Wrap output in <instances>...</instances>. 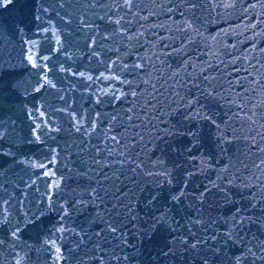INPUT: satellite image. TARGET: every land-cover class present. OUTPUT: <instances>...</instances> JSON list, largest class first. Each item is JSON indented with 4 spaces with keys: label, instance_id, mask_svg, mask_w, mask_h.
<instances>
[{
    "label": "water",
    "instance_id": "1",
    "mask_svg": "<svg viewBox=\"0 0 264 264\" xmlns=\"http://www.w3.org/2000/svg\"><path fill=\"white\" fill-rule=\"evenodd\" d=\"M0 264H264V0H0Z\"/></svg>",
    "mask_w": 264,
    "mask_h": 264
}]
</instances>
